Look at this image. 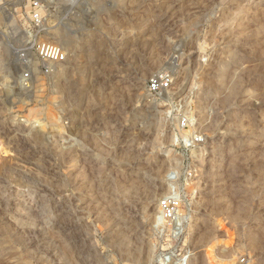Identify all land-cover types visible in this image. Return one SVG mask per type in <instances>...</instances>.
Masks as SVG:
<instances>
[{
    "label": "rangeland",
    "instance_id": "1",
    "mask_svg": "<svg viewBox=\"0 0 264 264\" xmlns=\"http://www.w3.org/2000/svg\"><path fill=\"white\" fill-rule=\"evenodd\" d=\"M43 2L58 78L0 0V264H264V0Z\"/></svg>",
    "mask_w": 264,
    "mask_h": 264
},
{
    "label": "built area",
    "instance_id": "2",
    "mask_svg": "<svg viewBox=\"0 0 264 264\" xmlns=\"http://www.w3.org/2000/svg\"><path fill=\"white\" fill-rule=\"evenodd\" d=\"M27 2L29 9L25 18L26 27L22 30L23 35L27 37V40L24 42V45L27 47L25 50L34 52L42 63L43 70L46 73H51L52 67L50 64L67 61V54L61 45L44 38L46 17L43 13L45 10L43 0H27ZM30 78L31 73L25 71L22 75L24 85L28 84ZM172 83L173 77L170 71H158L148 80L146 91L150 97L159 99L172 88ZM192 141L193 143H200L202 138L200 135H194ZM179 207L180 199L174 195L167 197L161 202L162 214L167 219H175Z\"/></svg>",
    "mask_w": 264,
    "mask_h": 264
},
{
    "label": "bare ground",
    "instance_id": "3",
    "mask_svg": "<svg viewBox=\"0 0 264 264\" xmlns=\"http://www.w3.org/2000/svg\"><path fill=\"white\" fill-rule=\"evenodd\" d=\"M47 1V3H48V5H49V3L51 2V0H46ZM9 20H10V27H11V31L8 33V34H6V41H4V53L5 54H3L5 57H8V59H9V55H10V52H11V49L13 50V48H11V43L13 42V43H17V40L19 41L22 37H20V38H17V31H18V29L20 28V26H19V24H17V22H16V20L14 19V18H9ZM56 31V30H55ZM54 32V31H53ZM53 36H55V35H53ZM51 41V40H50ZM53 42H55V43H58L59 45H61V47L63 48V50L65 51V53L67 54V57H69V55H68V53L70 52V49L71 48H68L67 46H65L62 42H58V41H54V40H52ZM69 41V40H68ZM19 43V42H18ZM21 43V42H20ZM11 61V60H10ZM67 61H68V58H67ZM66 63V61L65 62H62V63H51L50 64V66L53 68V75H54V77H60V76H65L66 74H67V68H66V66H64V64ZM7 64V63H6ZM7 66V65H6ZM3 67V66H2ZM167 67V66H166ZM172 67V66H171ZM174 67H176L175 65H174ZM165 69H168V68H165ZM9 70V69H8ZM164 70V69H163ZM69 72V71H68ZM173 72V71H172ZM5 77V76H4ZM22 78V77H21ZM22 80V79H21ZM38 80H39V78H38ZM152 100V99H151ZM164 100L165 101H168L169 100V98L168 97H164ZM187 260V259H186ZM182 264H186V262H185V260L183 261V258H182V262H181Z\"/></svg>",
    "mask_w": 264,
    "mask_h": 264
}]
</instances>
